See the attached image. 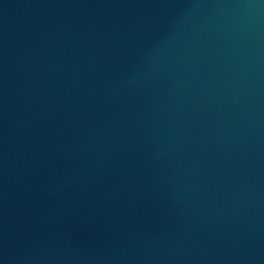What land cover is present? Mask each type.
Wrapping results in <instances>:
<instances>
[{
  "label": "water",
  "instance_id": "obj_1",
  "mask_svg": "<svg viewBox=\"0 0 264 264\" xmlns=\"http://www.w3.org/2000/svg\"><path fill=\"white\" fill-rule=\"evenodd\" d=\"M0 264H264V0H0Z\"/></svg>",
  "mask_w": 264,
  "mask_h": 264
}]
</instances>
